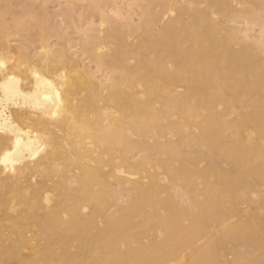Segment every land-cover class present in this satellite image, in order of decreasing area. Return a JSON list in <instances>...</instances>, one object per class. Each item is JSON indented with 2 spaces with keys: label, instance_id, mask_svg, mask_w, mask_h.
I'll return each instance as SVG.
<instances>
[{
  "label": "bare ground",
  "instance_id": "6f19581e",
  "mask_svg": "<svg viewBox=\"0 0 264 264\" xmlns=\"http://www.w3.org/2000/svg\"><path fill=\"white\" fill-rule=\"evenodd\" d=\"M140 2L79 61L0 10V264H264V0Z\"/></svg>",
  "mask_w": 264,
  "mask_h": 264
},
{
  "label": "rangeland",
  "instance_id": "374dc122",
  "mask_svg": "<svg viewBox=\"0 0 264 264\" xmlns=\"http://www.w3.org/2000/svg\"><path fill=\"white\" fill-rule=\"evenodd\" d=\"M103 1L104 0H0V10H1V13H2V18L4 19V22L6 23L5 24V26L6 27H8V29L10 30L11 28H12V26H11V23L13 22L12 20L14 19L13 17V15H14V13L16 14V13H19L22 9H23V7L27 4V6H29V8H31L30 7V5H28V4H31V6H34L36 9H38V13H40V14H36L35 15V8L34 9H31V11L32 12H34V16H36V19H37V17H38V15H41V16H39V17H41L40 19L41 20H39V18L36 20L37 22H39V23H41L42 25H43V29H44V27H45V29H47V31H49V30H51L50 32H48V33H50L51 34V36L49 35V37H50V39L48 38V41L49 42H41L40 41V35H41V31H39V30H36L35 28H32V30L30 29V33H29V38L28 37H26V38H28V40L25 38L24 39V37L25 36H16V34H12V35H10L9 36V34H11L10 32L11 31H8L9 32V34H8V38L10 39H8L9 41V43L8 44H10L11 46H12V48H14L16 45V47H28V49H29V46H30V50L29 51H31V54L32 53H37V51H40V50H37L38 48H39V46L41 47V45H40V43L43 45V43L45 44L46 43V45L48 44V46H46V45H43V46H46L45 48H46V50H48V47L49 48H51L52 49V47H53V49L54 48H60L61 50H62V48L65 46H68L69 48L71 47V46H74V47H72V49L70 50V54L71 55H73L74 54V56L73 57H77V56H79L80 58L81 57H83V46L82 45H84V43H85V41H86V37H85V32L87 31L86 29H88L86 26H88L87 24L90 22L91 23V21H92V25L91 26H93L94 24H99V14L101 13V11L103 12V14H105V15H109L108 16V18L109 19H111V21L112 20H115V16L114 15H116L117 17H118V12L120 11V13H119V15H121L120 17L122 18V17H124L125 16V21L123 22L121 19H120V17H118V18H116V21H114L115 23H117L116 25H120V24H122V25H124L123 23H125V24H129V23H126V20L129 22V20L127 19V18H129L131 15H132V18L130 17L129 19H131V21H132V23L131 24H134L136 21H135V19H138V18H136L139 14H138V10H139V8H135V5H136V3H137V1L136 0H115L116 2H113L112 0V2L111 1H109V0H105V2H104V4H101L100 5V2L101 3H103ZM106 1L109 3V4H111L110 5V7H109V4L108 3H106ZM124 1V2H123ZM127 1V2H126ZM134 1H136V3L134 2ZM139 2H138V4H140L141 2V0H138ZM26 3V4H25ZM97 3V4H96ZM99 3V4H98ZM113 3H115L116 5H114ZM118 3V4H117ZM105 4H108V6L107 5H105ZM128 4H130V6H129V8H128ZM132 4H134V6L132 5ZM136 5L137 7L139 6V5ZM36 5V6H35ZM77 5V6H76ZM94 5H96V6H94ZM102 6V7H100V6ZM132 5V6H131ZM38 6L40 7V8H38ZM98 6V7H97ZM115 6V7H114ZM91 7V8H90ZM92 7H94V9L92 8ZM98 8V10L100 11V13H99V11H96L97 9H95V8ZM99 7H100V9L102 8L103 10H104V8H105V10H107V11H103L102 9L100 10L99 9ZM107 7V8H106ZM113 7V8H112ZM117 7H119V9L117 8ZM131 7V8H130ZM134 8V10H137V12L136 11H133V8ZM41 8H43V9H41ZM111 9L110 10V13H108V14H106L105 12H108L109 10L108 9ZM116 8H117V10H116ZM120 8H122V9H120ZM12 9H14V10H12ZM93 10V12H91V10ZM113 9H115L116 11H118L117 12V14H114V11H113ZM127 9H129V10H127ZM40 10V11H39ZM73 10V11H72ZM121 10L123 11V12H128V11H130V12H132V13H130L129 12V15H127L126 13H123L122 12V14L124 15V14H126V15H122L121 14ZM155 10H157V9H155ZM14 11V12H13ZM42 11V12H41ZM87 11H88V13H87ZM98 13H96V12ZM115 11V12H116ZM36 12V13H37ZM89 12H91V13H89ZM135 12L137 13L136 15H135ZM63 13V14H62ZM66 13V14H65ZM93 13H95V14H93ZM13 14V15H12ZM43 14V15H42ZM46 14V15H45ZM91 16V17H89V15ZM134 14V15H133ZM47 17V18H45V16ZM114 16V17H112V16ZM87 16H88V18H87ZM97 16H98V19H97ZM127 16V17H126ZM129 16V17H128ZM136 16V17H135ZM110 17H112V18H110ZM86 18H87V20H86ZM91 18V19H90ZM44 19V20H43ZM90 19V20H89ZM133 19V20H132ZM122 21V22H120L119 23V21ZM239 20L240 19H235L234 21H230L229 22V24H231V26H232V24H233V26H237V27H242L241 29L242 30H244L245 29V27H246V24H244L243 23V21L242 20H240V22H239ZM11 21V22H10ZM96 21H98V22H96ZM135 21V22H134ZM43 22V23H42ZM113 22V21H112ZM10 23V24H9ZM44 23H46L45 25L47 26V28H46V26L44 25ZM137 23V22H136ZM242 23V24H241ZM7 24H9V25H7ZM235 24V25H234ZM245 26H244V25ZM122 25L121 26H119V28L122 30ZM50 26H51V28H50ZM248 26V25H247ZM10 27V28H9ZM89 27V26H88ZM95 28L97 27L96 25L94 26ZM234 27V28H235ZM236 27V29L237 30H239V34L241 35V37H243V35H242V33H243V31L240 29V28H237ZM79 28V29H78ZM249 28V27H248ZM247 27H246V29L244 30V32L247 30H249ZM255 28H256V26H255ZM254 27L253 28H251V30H249L250 32H252L250 35H257V37H258V35L260 36V35H263V34H261L260 33V30L258 29V27L255 29ZM38 29V28H37ZM45 29H44V31H45ZM84 30H86L85 32H84ZM259 30V31H258ZM240 31H242V32H240ZM249 31H248V33H249ZM255 31H256V33H255ZM264 31V30H263ZM81 32H83V34H81ZM262 32V31H261ZM53 33V34H52ZM258 33V34H257ZM262 33H264V32H262ZM103 34L101 33V35L100 36H102ZM239 35V36H240ZM252 35V36H253ZM81 36V37H80ZM83 36V37H82ZM31 38V39H30ZM84 38H85V40H84ZM17 39V40H16ZM29 40H31V42L29 41ZM73 42H72V41ZM30 43H32V44H30ZM71 41V42H70ZM40 42V43H39ZM65 42H66V44H65ZM74 42H76V43H74ZM78 42V43H77ZM17 43V44H16ZM69 43V44H68ZM82 43V44H81ZM76 44V45H75ZM78 44H79V46H78ZM50 45L52 46V47H50ZM80 47V48H78V47ZM35 47V48H34ZM37 47V48H36ZM68 47H66V49L65 50H68L69 51V49H67ZM40 49V48H39ZM64 49V48H63ZM77 50V51H74V50ZM79 49V50H78ZM58 50V49H57ZM73 50V51H72ZM82 50V51H81ZM33 51V52H32ZM82 52V53H81ZM78 53V54H77ZM79 57H77L76 59H78V61H79ZM7 58L4 56V55H2V54H0V61L1 60H3V61H7L6 60ZM83 58H81V60H82ZM80 60V61H81ZM9 62V60L6 62L7 63V65L8 64H10V62ZM91 68V70H92V72L95 70V66L92 64V66H91V63H89L88 64ZM93 66H94V68H93ZM10 67V66H9ZM93 68V69H92ZM9 69V68H8ZM101 71V72H100ZM99 71V74H98V72H97V74L99 75V76H97V79L99 78L100 80L101 79H104L105 78V76L104 75H102V73H104L105 71H104V69H102V70H100ZM8 73H13L14 74V77H19L15 72H14V70H11V68H10V70H8ZM96 74V73H95ZM105 75H106V72H105ZM103 76V77H102ZM32 80V77L29 75L28 77H27V79L24 81L26 84H28L29 85V88H30V81ZM102 81V80H101ZM6 113H7V110L5 111ZM12 123L13 122H11V121H8L7 122V128H11V125H12ZM21 128V127H20ZM12 129V128H11ZM21 129H23V127L21 128ZM26 138V137H25ZM141 155V153H138V155L136 154V156L137 157H135V156H133V158H132V160H136V158H139V156ZM161 181H162V179H161ZM161 181H160V183H161ZM162 183H163V181H162ZM123 198H124V196H123ZM123 198H120V199H117V201H116V204H120L121 203V201H123L124 199ZM123 199V200H122ZM113 204H114V202H113ZM116 204L115 205H113L114 207L116 206ZM109 208H111V211L112 210H114L115 208H112V206L111 207H109ZM109 210V212H111L110 211V209H108ZM107 210V211H108ZM108 212V213H109ZM234 220V219H233ZM231 221V220H230ZM235 221V220H234ZM238 249V248H237ZM259 255H261L262 257L264 256L263 254H259ZM259 255L257 256L256 255V257H259ZM254 258H256L255 257V255L253 256ZM260 258V257H259ZM259 258H256L257 260L259 259ZM262 259V258H261ZM264 259V258H263ZM185 264V263H184Z\"/></svg>",
  "mask_w": 264,
  "mask_h": 264
},
{
  "label": "snow or ice",
  "instance_id": "6c2138e0",
  "mask_svg": "<svg viewBox=\"0 0 264 264\" xmlns=\"http://www.w3.org/2000/svg\"><path fill=\"white\" fill-rule=\"evenodd\" d=\"M3 67V61H0V68H2ZM37 78H39V77H37Z\"/></svg>",
  "mask_w": 264,
  "mask_h": 264
}]
</instances>
